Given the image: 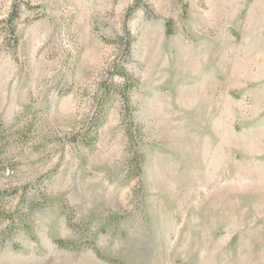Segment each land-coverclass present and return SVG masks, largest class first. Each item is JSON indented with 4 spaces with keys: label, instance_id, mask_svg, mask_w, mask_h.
Listing matches in <instances>:
<instances>
[{
    "label": "rangeland",
    "instance_id": "rangeland-1",
    "mask_svg": "<svg viewBox=\"0 0 264 264\" xmlns=\"http://www.w3.org/2000/svg\"><path fill=\"white\" fill-rule=\"evenodd\" d=\"M0 141V264H264V0H0Z\"/></svg>",
    "mask_w": 264,
    "mask_h": 264
},
{
    "label": "trees",
    "instance_id": "trees-1",
    "mask_svg": "<svg viewBox=\"0 0 264 264\" xmlns=\"http://www.w3.org/2000/svg\"><path fill=\"white\" fill-rule=\"evenodd\" d=\"M167 33H171V31L169 30V28L167 29ZM1 142V141H0ZM2 152V145L0 143V153ZM3 200H4V194L3 192L0 191V216L1 214H3L5 210V207H4V203H3ZM62 244L64 243L63 241H60Z\"/></svg>",
    "mask_w": 264,
    "mask_h": 264
}]
</instances>
